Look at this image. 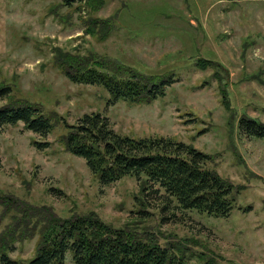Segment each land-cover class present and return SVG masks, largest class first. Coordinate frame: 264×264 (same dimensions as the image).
<instances>
[{
  "label": "rangeland",
  "instance_id": "obj_1",
  "mask_svg": "<svg viewBox=\"0 0 264 264\" xmlns=\"http://www.w3.org/2000/svg\"><path fill=\"white\" fill-rule=\"evenodd\" d=\"M89 14L64 0H0V89H12L0 107L29 100L56 119L47 139L22 123L0 127V195L52 207L64 219L96 214L192 263L264 264V139L238 130L244 116L264 123V0H107L94 15L114 18L106 39L86 34ZM59 49L169 74L174 83L150 104H110L102 87L63 75L53 56ZM200 59L213 64L202 70ZM217 71L227 83L223 96ZM93 112L107 116L121 134L171 138L210 154L209 168L245 187L232 215L179 211L174 217L162 211L157 195L143 196L134 178L100 185L61 141L65 121L75 124ZM42 141L50 147L38 148ZM38 242V236L21 242L10 256L29 261ZM65 264H74L71 253Z\"/></svg>",
  "mask_w": 264,
  "mask_h": 264
},
{
  "label": "trees",
  "instance_id": "obj_2",
  "mask_svg": "<svg viewBox=\"0 0 264 264\" xmlns=\"http://www.w3.org/2000/svg\"><path fill=\"white\" fill-rule=\"evenodd\" d=\"M64 1L66 6L78 3L90 11L84 27L86 34L100 39L111 35L114 18L94 16L107 0ZM90 54L53 51L56 66L68 80L102 87L110 95V104H150L164 96L174 83L169 74L141 72L120 60ZM211 64L205 59L198 63L202 70ZM220 67L217 64L215 68ZM221 75V71L214 74L221 77L218 80ZM226 84L221 80V92L226 90ZM11 92L8 86L0 89V98ZM223 104L230 106L229 100H223ZM55 120L42 105L29 100L16 99L0 107V127L22 123L26 130L45 139L53 132ZM65 126L67 133L61 139L65 150L82 158L100 185L134 178L139 181L143 196L157 195L164 204L162 211L171 210L174 217L179 211H195L208 217L229 218L237 207L238 195L245 189L209 168L212 156L192 144L165 137L121 134L99 112L85 113L75 124L65 121ZM238 130L248 137L264 139V123L259 120L244 116L239 119ZM35 144L40 149L50 147V142ZM0 208V264H65L69 253L74 264H216L212 259L192 263L185 254L137 238L93 213L64 219L52 207L9 195H0ZM37 236L33 259L22 262L10 256L17 244Z\"/></svg>",
  "mask_w": 264,
  "mask_h": 264
}]
</instances>
